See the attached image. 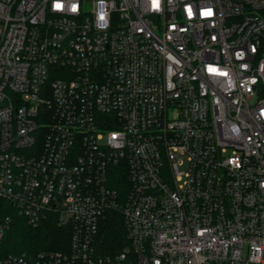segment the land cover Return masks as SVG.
<instances>
[{"label": "built area", "instance_id": "obj_1", "mask_svg": "<svg viewBox=\"0 0 264 264\" xmlns=\"http://www.w3.org/2000/svg\"><path fill=\"white\" fill-rule=\"evenodd\" d=\"M0 264H264V0H0Z\"/></svg>", "mask_w": 264, "mask_h": 264}, {"label": "trees", "instance_id": "obj_2", "mask_svg": "<svg viewBox=\"0 0 264 264\" xmlns=\"http://www.w3.org/2000/svg\"><path fill=\"white\" fill-rule=\"evenodd\" d=\"M70 234V225L59 224L54 219L32 227L21 215H14L6 234L5 246L8 251L17 253L41 249L65 250L69 248ZM101 238V245L108 250H118L127 244L121 213L114 210L105 213L101 223Z\"/></svg>", "mask_w": 264, "mask_h": 264}, {"label": "snow or ice", "instance_id": "obj_3", "mask_svg": "<svg viewBox=\"0 0 264 264\" xmlns=\"http://www.w3.org/2000/svg\"><path fill=\"white\" fill-rule=\"evenodd\" d=\"M210 14V13H209Z\"/></svg>", "mask_w": 264, "mask_h": 264}]
</instances>
